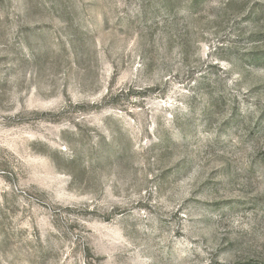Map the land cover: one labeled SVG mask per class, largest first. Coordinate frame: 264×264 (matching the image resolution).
<instances>
[{"label": "rangeland", "instance_id": "rangeland-1", "mask_svg": "<svg viewBox=\"0 0 264 264\" xmlns=\"http://www.w3.org/2000/svg\"><path fill=\"white\" fill-rule=\"evenodd\" d=\"M0 264H264V0H0Z\"/></svg>", "mask_w": 264, "mask_h": 264}]
</instances>
